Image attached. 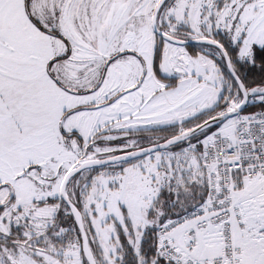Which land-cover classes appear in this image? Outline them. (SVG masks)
<instances>
[{"label": "snow or ice", "instance_id": "1", "mask_svg": "<svg viewBox=\"0 0 264 264\" xmlns=\"http://www.w3.org/2000/svg\"><path fill=\"white\" fill-rule=\"evenodd\" d=\"M0 264H264V0H0Z\"/></svg>", "mask_w": 264, "mask_h": 264}]
</instances>
